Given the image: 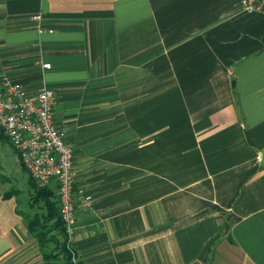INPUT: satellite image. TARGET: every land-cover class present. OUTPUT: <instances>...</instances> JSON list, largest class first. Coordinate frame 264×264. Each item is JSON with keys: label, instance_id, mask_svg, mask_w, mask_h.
I'll return each mask as SVG.
<instances>
[{"label": "crops", "instance_id": "obj_1", "mask_svg": "<svg viewBox=\"0 0 264 264\" xmlns=\"http://www.w3.org/2000/svg\"><path fill=\"white\" fill-rule=\"evenodd\" d=\"M4 75L55 93L76 190L93 196L79 264H264V8L0 0ZM13 163L28 179L0 176V264H47L21 213L36 182Z\"/></svg>", "mask_w": 264, "mask_h": 264}, {"label": "built area", "instance_id": "obj_2", "mask_svg": "<svg viewBox=\"0 0 264 264\" xmlns=\"http://www.w3.org/2000/svg\"><path fill=\"white\" fill-rule=\"evenodd\" d=\"M240 2L247 13L264 8V0ZM38 29L45 30L41 22ZM43 66L49 68L51 64ZM56 104L54 91L45 84L32 93L21 81L7 75L0 78V129L36 183L55 187L70 246L78 231L79 207H89L93 196L83 189L76 190L78 171L74 147L67 142L64 130L56 121Z\"/></svg>", "mask_w": 264, "mask_h": 264}, {"label": "trees", "instance_id": "obj_3", "mask_svg": "<svg viewBox=\"0 0 264 264\" xmlns=\"http://www.w3.org/2000/svg\"><path fill=\"white\" fill-rule=\"evenodd\" d=\"M31 180L36 182L32 177ZM34 186L36 190L31 193L28 200L29 210L28 212L21 210V213L26 219L30 233L38 240L46 263L79 264L73 261V253L68 244L54 192L47 187H38L36 183ZM6 195H10V192Z\"/></svg>", "mask_w": 264, "mask_h": 264}, {"label": "rangeland", "instance_id": "obj_4", "mask_svg": "<svg viewBox=\"0 0 264 264\" xmlns=\"http://www.w3.org/2000/svg\"><path fill=\"white\" fill-rule=\"evenodd\" d=\"M16 157L15 149L10 141L5 137L3 132L0 131V176L3 179H6V186L10 190H17L21 188V183L27 182L28 173L26 171L14 170L15 164L13 160ZM18 166V165H17ZM20 166L22 164L20 163ZM38 187H41L38 183H36ZM24 195L22 196V198ZM22 207H26L25 200L22 202Z\"/></svg>", "mask_w": 264, "mask_h": 264}]
</instances>
